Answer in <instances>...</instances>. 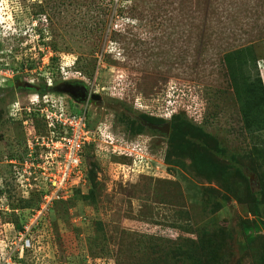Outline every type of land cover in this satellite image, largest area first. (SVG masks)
<instances>
[{
	"label": "rangeland",
	"instance_id": "rangeland-1",
	"mask_svg": "<svg viewBox=\"0 0 264 264\" xmlns=\"http://www.w3.org/2000/svg\"><path fill=\"white\" fill-rule=\"evenodd\" d=\"M63 77L105 88L96 122L163 158L126 179L124 156L91 154L20 263L264 264V0H0V158L23 150L14 108ZM32 209L0 207V248Z\"/></svg>",
	"mask_w": 264,
	"mask_h": 264
},
{
	"label": "built area",
	"instance_id": "built-area-1",
	"mask_svg": "<svg viewBox=\"0 0 264 264\" xmlns=\"http://www.w3.org/2000/svg\"><path fill=\"white\" fill-rule=\"evenodd\" d=\"M67 79L63 77L62 81ZM52 85L50 80L45 91L38 93L39 99L35 102L13 109L17 118H12L21 123L26 132L23 150L18 153L21 158L10 160L14 164L13 174L23 198L34 192L40 195L41 201L28 213V222L20 220L23 224L17 236L3 243L6 248H0V264H22L21 257L32 248L33 232L54 202L68 199L74 190L87 185L88 146H96L93 153L105 150L126 157L130 163L120 166L117 171L126 179L154 171L157 164H161L138 149V136L131 140L119 139L112 134L109 123L96 122L90 113V100L93 101V95L101 98V91L105 88H98L95 82L84 84L87 99L77 103L64 94H57ZM0 207L3 214L10 212L4 196L0 197ZM11 223L9 221L5 225L9 228ZM15 256L18 258L16 261Z\"/></svg>",
	"mask_w": 264,
	"mask_h": 264
},
{
	"label": "trees",
	"instance_id": "trees-1",
	"mask_svg": "<svg viewBox=\"0 0 264 264\" xmlns=\"http://www.w3.org/2000/svg\"><path fill=\"white\" fill-rule=\"evenodd\" d=\"M40 16V15H39ZM43 16V15H42ZM45 18H47V16L45 15ZM40 21V20H39ZM43 24L40 22V26H42ZM42 29V27H41ZM39 30V29H38ZM228 59V58H227ZM226 59V63L229 67V69H233V65H231V63ZM242 85L244 87L248 86V81L247 80H244ZM39 92L40 93H43L46 89V84H43L40 88H38ZM255 97V95H254ZM179 115H182L180 112L179 113H176L173 115V118L172 120L174 122H177V120L179 119ZM256 118H260L262 120H264V113L263 112H260L258 114H256ZM263 115V116H262ZM153 116H157L156 114H153ZM147 121L151 122V123H154V124H161V123H164V121L160 120V119H156V118H147ZM156 121V122H155ZM190 128L191 126L189 124H187ZM178 123H174L172 124V126H170V136H174L177 134V131H178ZM196 130V129H195ZM134 136V135H133ZM138 136V140H137V147L138 149H140L141 151L147 153L148 155H151V157H153L155 160H158V161H161L160 158H163L161 157V155L159 153H154V149H155V146L153 144V142L151 141V138L150 137H146V136H143L141 134H138V133H135V137ZM133 137V138H135ZM131 138V139H133ZM130 139V140H131ZM96 149V146L95 145H90L87 147V151H86V158L88 159L87 160V180H88V183H89V176H90V171H89V164H90V160H91V154H94V150ZM158 154V155H157ZM8 156L11 158L13 157L12 154H8ZM126 158V157H124ZM127 159V158H126ZM127 163L126 164H122L121 166H126L128 165L130 162L129 160L127 159L126 161ZM77 190V189H76ZM75 191V190H74ZM13 196H10V199L13 200L12 198ZM15 200L11 201L10 203V206L12 207V209H21V208H33V209H36L38 206H39V203L41 201V198H40V195L37 194V193H31L30 197L28 200H19L18 199V202H14ZM62 200L60 201H55L54 204H58L59 202H61ZM151 241V240H150ZM250 242H252V239L249 240ZM153 247H159L161 245V242L158 243L156 240H153L152 243ZM158 250V249H157Z\"/></svg>",
	"mask_w": 264,
	"mask_h": 264
},
{
	"label": "flooded vegetation",
	"instance_id": "flooded-vegetation-1",
	"mask_svg": "<svg viewBox=\"0 0 264 264\" xmlns=\"http://www.w3.org/2000/svg\"><path fill=\"white\" fill-rule=\"evenodd\" d=\"M83 84L80 83L77 80L67 79L66 81H61L60 84L53 83L52 89L54 91H59V89L64 90L68 94H73L78 97H81L84 95V92L82 91ZM30 86L25 87L26 91H29ZM87 91V90H86ZM61 92V91H60ZM68 94H65L69 97ZM72 99L71 97H69ZM79 99V98H78ZM92 104H98L100 102L91 101ZM24 142V140H23ZM23 144V143H22ZM13 157H9L8 155L4 156L3 158H0V197L4 196L5 199L8 202V205L10 206L11 201L15 200L14 202H18V199L22 198V191L18 187V184L16 183L15 176L13 174V163L12 160H19L21 158V155L19 154H12ZM11 160V161H10ZM4 166L5 170L1 169V166ZM10 196H13V200L10 199ZM11 207V206H10ZM17 213V210H13Z\"/></svg>",
	"mask_w": 264,
	"mask_h": 264
},
{
	"label": "water",
	"instance_id": "water-1",
	"mask_svg": "<svg viewBox=\"0 0 264 264\" xmlns=\"http://www.w3.org/2000/svg\"><path fill=\"white\" fill-rule=\"evenodd\" d=\"M82 91L84 92V95L81 96V97H78L76 95H73V94H68L66 93L64 90H61L59 89V91H56L58 93H64V94H68L69 97H71L74 101H76L77 103H83L86 101V98H87V91L86 89L83 87L81 88ZM61 91V92H60ZM79 98V99H78ZM91 99L93 101H97V102H101V98L97 95H93L91 97ZM144 125H146L147 127H150L151 129L155 130V131H159L161 133H164V134H168L169 133V129H170V125L169 124H166L164 126H155V125H151V124H148V123H144Z\"/></svg>",
	"mask_w": 264,
	"mask_h": 264
},
{
	"label": "clouds",
	"instance_id": "clouds-1",
	"mask_svg": "<svg viewBox=\"0 0 264 264\" xmlns=\"http://www.w3.org/2000/svg\"><path fill=\"white\" fill-rule=\"evenodd\" d=\"M78 81V80H77ZM81 83V81H79ZM83 84V83H82ZM83 87L87 90L86 86L83 84ZM56 92V91H55ZM64 94V93H62ZM65 95V94H64ZM67 96V95H66ZM87 99V98H86ZM102 99V98H101ZM73 100V99H72Z\"/></svg>",
	"mask_w": 264,
	"mask_h": 264
}]
</instances>
